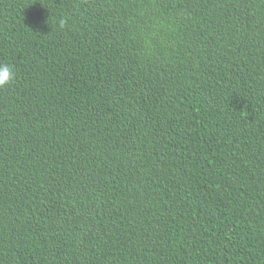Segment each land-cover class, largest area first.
I'll use <instances>...</instances> for the list:
<instances>
[{"label":"trees","instance_id":"obj_1","mask_svg":"<svg viewBox=\"0 0 264 264\" xmlns=\"http://www.w3.org/2000/svg\"><path fill=\"white\" fill-rule=\"evenodd\" d=\"M0 63V264H264V0H0Z\"/></svg>","mask_w":264,"mask_h":264},{"label":"clouds","instance_id":"obj_2","mask_svg":"<svg viewBox=\"0 0 264 264\" xmlns=\"http://www.w3.org/2000/svg\"><path fill=\"white\" fill-rule=\"evenodd\" d=\"M63 26L64 20L59 21ZM16 79V71L14 66L7 63H0V89L11 85Z\"/></svg>","mask_w":264,"mask_h":264}]
</instances>
